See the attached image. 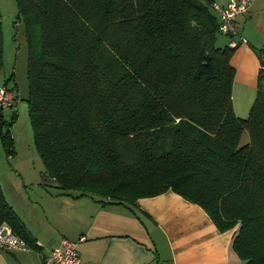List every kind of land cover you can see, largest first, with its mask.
<instances>
[{
    "label": "trees",
    "instance_id": "1",
    "mask_svg": "<svg viewBox=\"0 0 264 264\" xmlns=\"http://www.w3.org/2000/svg\"><path fill=\"white\" fill-rule=\"evenodd\" d=\"M14 1L40 183L118 202L170 189L264 264V45L241 117L215 0ZM0 139L14 153L1 106ZM2 221L37 247L0 186Z\"/></svg>",
    "mask_w": 264,
    "mask_h": 264
},
{
    "label": "crops",
    "instance_id": "2",
    "mask_svg": "<svg viewBox=\"0 0 264 264\" xmlns=\"http://www.w3.org/2000/svg\"><path fill=\"white\" fill-rule=\"evenodd\" d=\"M235 26L236 35H225L224 40L235 45L229 59L235 70L232 105L243 117L256 90L259 61L253 47L264 45V0H249ZM21 27L18 35L25 48ZM39 170L29 179L15 167L16 175L30 182L24 200L21 182L3 185L0 180L6 201L37 245L31 250L0 248V264H43L39 252L61 238L76 241L78 255L87 264H241L232 248L235 229L218 230L200 205L170 189L133 202L102 201L42 185ZM14 192L19 193L16 203Z\"/></svg>",
    "mask_w": 264,
    "mask_h": 264
},
{
    "label": "rangeland",
    "instance_id": "3",
    "mask_svg": "<svg viewBox=\"0 0 264 264\" xmlns=\"http://www.w3.org/2000/svg\"><path fill=\"white\" fill-rule=\"evenodd\" d=\"M15 20V1L0 0V86L5 84L4 86H7L14 93L11 105L1 106L4 122L9 123L14 153H6L0 139V180L3 185H8L10 182H21L24 200L27 198L25 190L30 182L23 180L21 173L16 175L15 167L18 165L27 173V178L34 179L37 170L43 167V163L34 147L32 129L28 118L25 48H23L21 35H18L21 23L15 22ZM224 38H226L224 34H218L217 42L223 43L221 39L224 40ZM242 136L244 139V133ZM18 194V192H14L12 201L15 203L19 199Z\"/></svg>",
    "mask_w": 264,
    "mask_h": 264
},
{
    "label": "built area",
    "instance_id": "4",
    "mask_svg": "<svg viewBox=\"0 0 264 264\" xmlns=\"http://www.w3.org/2000/svg\"><path fill=\"white\" fill-rule=\"evenodd\" d=\"M249 0H228L224 5L213 3L219 18V31L228 33L234 31L235 18L239 13L247 11ZM14 93L7 86H0V106L11 105ZM40 245V244H38ZM0 248L6 250H31L32 247L16 234L8 222H0ZM43 264H87L77 252L76 241L61 238L55 246L39 252Z\"/></svg>",
    "mask_w": 264,
    "mask_h": 264
}]
</instances>
